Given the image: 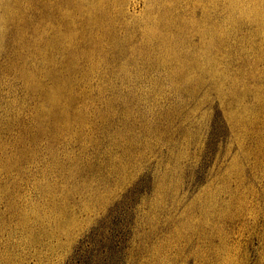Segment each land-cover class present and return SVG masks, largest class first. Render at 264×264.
I'll return each mask as SVG.
<instances>
[{"label":"rangeland","instance_id":"374dc122","mask_svg":"<svg viewBox=\"0 0 264 264\" xmlns=\"http://www.w3.org/2000/svg\"><path fill=\"white\" fill-rule=\"evenodd\" d=\"M0 264H264V0H0Z\"/></svg>","mask_w":264,"mask_h":264},{"label":"bare ground","instance_id":"6f19581e","mask_svg":"<svg viewBox=\"0 0 264 264\" xmlns=\"http://www.w3.org/2000/svg\"><path fill=\"white\" fill-rule=\"evenodd\" d=\"M78 7V6H77ZM3 21V20H2ZM11 21V20H10ZM48 98H49V96H48Z\"/></svg>","mask_w":264,"mask_h":264}]
</instances>
